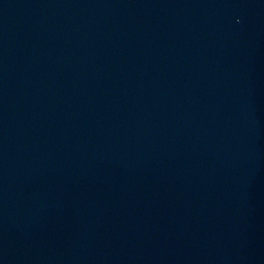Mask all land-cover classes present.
Masks as SVG:
<instances>
[{
	"label": "water",
	"instance_id": "95a60500",
	"mask_svg": "<svg viewBox=\"0 0 264 264\" xmlns=\"http://www.w3.org/2000/svg\"><path fill=\"white\" fill-rule=\"evenodd\" d=\"M0 264H264V0H0Z\"/></svg>",
	"mask_w": 264,
	"mask_h": 264
}]
</instances>
